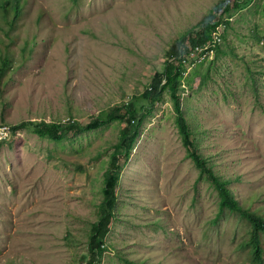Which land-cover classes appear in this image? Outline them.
Returning a JSON list of instances; mask_svg holds the SVG:
<instances>
[{
  "label": "rangeland",
  "instance_id": "rangeland-1",
  "mask_svg": "<svg viewBox=\"0 0 264 264\" xmlns=\"http://www.w3.org/2000/svg\"><path fill=\"white\" fill-rule=\"evenodd\" d=\"M219 1H21L13 65L0 85V127L8 128L0 134V264L86 263L128 101L146 115L99 264L250 263L251 225L218 216V191L187 155L168 88L152 106L141 95L170 46ZM240 1L211 41L184 56L180 92L202 156L241 206L259 208L264 0ZM109 109L106 122L58 140L31 124H86Z\"/></svg>",
  "mask_w": 264,
  "mask_h": 264
},
{
  "label": "trees",
  "instance_id": "trees-1",
  "mask_svg": "<svg viewBox=\"0 0 264 264\" xmlns=\"http://www.w3.org/2000/svg\"><path fill=\"white\" fill-rule=\"evenodd\" d=\"M22 0H0V85L12 68L13 56L12 46L17 41V34H14L15 27L19 24L22 13ZM77 1V0H74ZM240 0H220L214 11L205 15L192 28L185 31L177 38L167 51V58L162 71H157L153 76L150 88L142 91L141 95L151 102V105L161 97L163 90L168 88L173 101V108L176 114V123L182 141L186 147L187 155L199 168L200 173L215 187L219 194V217L226 213L241 215L251 225L249 240L244 244L251 250L249 264H264V206L252 208L251 206H241L233 196L228 187L229 181L221 178L209 165L208 160L202 156L193 138L191 128L182 109L181 77L184 73L182 60L185 55L192 52L197 47L205 45L213 39V32L217 25L221 23L224 15L234 7L241 5ZM11 16V18H10ZM27 43H24L22 52L25 57ZM126 110V121L120 128V136L110 153L109 164L104 172L103 199L99 206L98 218L92 224L87 244V258L85 264H99L105 249V238L111 229V225L116 218L117 189L121 179L122 169L131 157L135 147L137 136L140 133L139 125L145 111H138L134 102L128 101L123 104ZM115 105L112 109H119ZM112 109L99 111V113L86 124L77 121L66 125L54 122H34V129L37 134L50 139L58 140L65 138L68 134H77L88 127L97 126L110 118ZM121 118V117H120ZM27 125V123H22ZM256 198L252 202H254ZM240 217V218H241ZM242 219V218H241ZM126 264H134L126 261Z\"/></svg>",
  "mask_w": 264,
  "mask_h": 264
},
{
  "label": "built area",
  "instance_id": "built-area-1",
  "mask_svg": "<svg viewBox=\"0 0 264 264\" xmlns=\"http://www.w3.org/2000/svg\"><path fill=\"white\" fill-rule=\"evenodd\" d=\"M198 48V47H197ZM196 48V49H197ZM7 130H8V128H7V126H3V127H0V134H7ZM3 136H1L0 135V139L2 138Z\"/></svg>",
  "mask_w": 264,
  "mask_h": 264
}]
</instances>
